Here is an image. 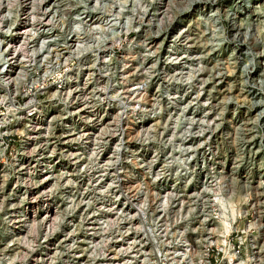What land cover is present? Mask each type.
Wrapping results in <instances>:
<instances>
[{"label": "rangeland", "instance_id": "374dc122", "mask_svg": "<svg viewBox=\"0 0 264 264\" xmlns=\"http://www.w3.org/2000/svg\"><path fill=\"white\" fill-rule=\"evenodd\" d=\"M134 9L135 0L0 9L25 32L37 25L39 59L83 64L82 84L72 74L62 92L36 91L35 115L10 102L2 114L18 116L0 129L10 130L0 136V264L73 263L102 226L107 243L144 249L182 229L197 245L218 217L209 241L222 245L230 222L248 264H264V0Z\"/></svg>", "mask_w": 264, "mask_h": 264}, {"label": "built area", "instance_id": "2783aa9c", "mask_svg": "<svg viewBox=\"0 0 264 264\" xmlns=\"http://www.w3.org/2000/svg\"><path fill=\"white\" fill-rule=\"evenodd\" d=\"M21 27L17 22L0 19V48L1 45H4V47L6 45L8 52L11 51L10 54L13 55L11 61L7 63V60H5L6 52L5 54L0 52V62L3 61V69H5V71L0 70V120L2 119L1 116L6 117L2 114L7 111L6 105L9 102L12 103L17 112L25 109L28 116L35 115L33 111L37 107L36 91L50 87L56 92L62 91L67 82V74L70 72L78 70L76 79L74 76L72 78L75 79L74 84H82L83 64L78 67L77 56L71 54L62 61L63 57L58 56V58H55L53 55L47 56L42 62L37 61L36 52H32V49L36 47V26L29 25L26 32ZM47 35L48 38H51L50 34L47 33ZM14 86L18 88L15 92H13ZM26 86L29 89L30 97L20 91ZM19 87L21 88L19 89ZM11 89L12 93H10ZM18 91L26 97L25 100L23 99L25 103L23 106H20L19 99L14 97ZM16 115L18 116V114L7 116L10 125H12ZM1 123L0 127L3 126ZM9 131L1 133V141L2 135H7L6 133ZM103 228V226L99 228L100 233L95 235L97 237L94 240L91 239L86 242L84 250L79 255V260L67 264H189V261H191V264H221L222 247L230 253L229 258L225 260V264L236 263L238 257L245 258L242 255L243 239L239 236L233 238L230 234L232 231L226 236V242L222 244V247L213 242H205L203 245L204 254L198 256L196 254L197 245L191 244L186 235L187 243L185 247L184 244L181 245L178 241L173 242L165 237L161 242H150L144 249H140L133 244L134 240L127 244L107 243ZM180 231L184 233L182 229L178 232ZM179 249L183 251L181 257H177L172 252Z\"/></svg>", "mask_w": 264, "mask_h": 264}, {"label": "bare ground", "instance_id": "6f19581e", "mask_svg": "<svg viewBox=\"0 0 264 264\" xmlns=\"http://www.w3.org/2000/svg\"><path fill=\"white\" fill-rule=\"evenodd\" d=\"M36 26V47H34L33 49H32V52H36V57H37V31L39 30V28H37V25H35ZM35 26H33V27H35ZM0 52H4V54H5V52H6V55H5V60H7L6 62L8 63V62H10L11 61V56H13L12 54H10L11 53V51H9L8 52V49H7V46L5 45V47H4V45H1V48H0ZM23 55V54H22ZM37 61H40V62H42V61H44V58L42 57L41 59H39V58H37L36 59ZM64 61V60H63ZM0 70H4L5 71V69H3V61H1L0 62ZM77 73H78V70L76 71ZM76 72H70L69 74H67V82H66V84H65V87H66V85L67 84H69L70 83V81H71V75L73 74V76L76 74ZM64 87V88H65ZM51 88V87H50ZM14 89H16V86H14ZM64 90V89H63ZM24 91H25V89H24ZM60 92H62V91H60ZM23 94H25V95H27L28 97H30L29 96V91H28V94H26V93H23ZM36 105V104H35ZM8 105H6V110L8 111V107H7ZM37 106V105H36ZM22 110V109H21ZM6 111V112H7ZM34 111H36V109L34 110ZM33 111V112H34ZM1 112V111H0ZM2 112H4V111H2ZM5 112V113H6ZM1 120H0V122H2L1 124L3 125L2 127H0V129H3V128H5L6 126H9L10 125V122H9V119L7 120V117H5V116H1ZM9 123V124H8ZM219 217L217 218V224L216 225H214V226H208L206 229H207V231H206V235L204 236V237H202V239L201 238H197V241H198V243H197V249H196V254L198 255V256H202L203 254H204V251H203V245H204V243L206 242H210L209 240H210V238L212 237V238H214V235H210L209 234V232L211 233V228L213 227H216L217 225H218V223H219ZM232 227H233V225H232ZM230 229H231V223L230 222H225L224 223V226H223V231H222V234H228L229 233V231H230ZM182 231H180V233L179 234H177V235H175L174 237H175V240L176 241H178V243H180L181 245H183L184 244V247H185V245H186V243H187V238H186V236H185V234L184 233H181ZM227 236V235H226ZM226 236L224 237V243L223 244H225V242H226ZM180 238H181V240H180ZM200 239V240H199ZM220 241L221 243L223 242V241ZM217 245H220V244H217ZM221 247H222V245H220ZM222 250H223V255H222V259L220 260V263L221 264H223V262H224V264H225V260H226V258H229V257H226V256H230V253H229V251H226L225 249H224V247H222ZM173 252V254L174 255H176L177 257H181L182 255H183V251H181V249H179V250H173L172 251ZM249 258H247V257H245V258H243V257H238L237 258V262L236 263H230V264H247L248 263V260Z\"/></svg>", "mask_w": 264, "mask_h": 264}, {"label": "clouds", "instance_id": "9594fccd", "mask_svg": "<svg viewBox=\"0 0 264 264\" xmlns=\"http://www.w3.org/2000/svg\"><path fill=\"white\" fill-rule=\"evenodd\" d=\"M127 2V0H114L115 4H120L123 5ZM152 0H135V9L140 10L141 12H145L147 11V8L150 6ZM200 2V0H187L188 4L191 5H195L196 3ZM15 0H0V9H3L5 7L11 9L14 6ZM11 14V13H10ZM7 17H0V19H4ZM77 32L82 31V29L78 26L76 29ZM87 35H92L93 37L95 36V34L93 32H91V30H89L88 33H86ZM185 82H190V81H185ZM200 134V133H197ZM182 164V166L186 167V163L185 161H181L180 162ZM221 187L219 181H217L215 179V177H213L211 184L205 188V194L210 193L209 199L206 201V205L211 206L212 211L215 212L217 210V206L215 204H212V197L217 198V201H219L221 199L220 194H219V188ZM223 188L227 191L229 190V185L228 184H224ZM203 195V194H202ZM211 214V213H209ZM189 264H191V261H189Z\"/></svg>", "mask_w": 264, "mask_h": 264}]
</instances>
